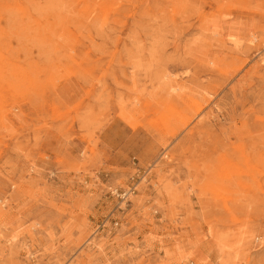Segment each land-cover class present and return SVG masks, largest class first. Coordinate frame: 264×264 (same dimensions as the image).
Instances as JSON below:
<instances>
[{"label": "rangeland", "instance_id": "1", "mask_svg": "<svg viewBox=\"0 0 264 264\" xmlns=\"http://www.w3.org/2000/svg\"><path fill=\"white\" fill-rule=\"evenodd\" d=\"M0 264H264V0H0Z\"/></svg>", "mask_w": 264, "mask_h": 264}, {"label": "built area", "instance_id": "2", "mask_svg": "<svg viewBox=\"0 0 264 264\" xmlns=\"http://www.w3.org/2000/svg\"><path fill=\"white\" fill-rule=\"evenodd\" d=\"M130 192V191H129ZM127 194H129V193H127Z\"/></svg>", "mask_w": 264, "mask_h": 264}]
</instances>
